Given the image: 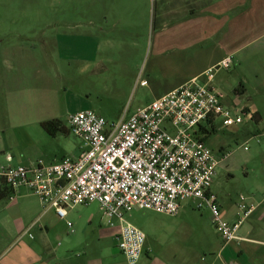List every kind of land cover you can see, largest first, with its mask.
Masks as SVG:
<instances>
[{
  "label": "rangeland",
  "instance_id": "1",
  "mask_svg": "<svg viewBox=\"0 0 264 264\" xmlns=\"http://www.w3.org/2000/svg\"><path fill=\"white\" fill-rule=\"evenodd\" d=\"M96 1L0 0V54L5 48L12 50L8 68L0 66V76L7 80L5 90L0 82V112L4 114L3 129L18 131L16 139L10 136L0 149L2 165L8 163V154L23 164L77 156L84 141L71 131V112L90 108L109 122H117L159 96L166 87L162 82L167 72L185 64L205 69L216 64L221 55L233 60L230 68L215 70L213 80L227 96L226 102L233 107L259 103L262 97L255 88L257 81L243 80L246 68L259 64V43L249 45L256 47L251 53L244 47L259 33L258 28L264 27V0H233L232 9L221 1L220 16H211L210 11L204 16L163 15L167 7L184 0H101V12L91 16H101L103 44L91 54L93 59L85 60L89 55L81 47L78 56L70 50L72 43L82 46L84 41L73 38L82 28L72 26L82 22L87 15L83 10ZM213 1L219 0H204ZM159 51L164 56L161 59L155 58ZM155 61L158 65L153 68ZM244 88L246 92H239ZM54 118L62 121L66 131L52 136L38 119ZM207 144L220 157L228 153L216 168L211 186L228 215L237 214L241 196L248 202H260L263 208L264 125L245 121L219 127ZM77 208L107 223L97 201ZM161 217L166 216L140 207L127 213V219L144 231L148 221ZM244 222L242 230L249 229V236L264 239V220L259 222L253 213ZM93 227L88 231L92 236ZM102 246L104 254L115 255L118 264H130L115 244Z\"/></svg>",
  "mask_w": 264,
  "mask_h": 264
},
{
  "label": "built area",
  "instance_id": "2",
  "mask_svg": "<svg viewBox=\"0 0 264 264\" xmlns=\"http://www.w3.org/2000/svg\"><path fill=\"white\" fill-rule=\"evenodd\" d=\"M232 61L222 58L117 122L90 108L71 112V131L84 141L77 156L1 165L0 176L13 195L26 188L61 217L68 207L97 201L107 223L119 225L118 248L130 264L138 262L146 240L127 219L134 207L176 215L183 202L192 201L198 210L210 209L224 243L240 241V227L257 203L241 196L236 220L224 217L211 186L228 153L220 157L205 139L212 128L253 121L255 111L227 105L213 83L215 70L230 68Z\"/></svg>",
  "mask_w": 264,
  "mask_h": 264
},
{
  "label": "crops",
  "instance_id": "3",
  "mask_svg": "<svg viewBox=\"0 0 264 264\" xmlns=\"http://www.w3.org/2000/svg\"><path fill=\"white\" fill-rule=\"evenodd\" d=\"M221 1L227 9L233 8V0H219L210 3H206L204 0H184L171 8L167 7L163 15L204 16L205 12L210 11L211 16H220ZM100 4L101 0L91 3L83 10V13L87 15L82 22H74L72 27L82 28V32L80 35L74 34L73 38L81 37L82 41L84 40L82 46H75L72 43L70 50L73 51L74 56H78L81 47L83 53L86 52L89 55L85 60L91 59V54L93 52L96 54L101 48L105 26L101 21V16H91L99 15L101 10L98 6ZM262 15V26H264V13ZM258 30L259 33L256 36L248 39L244 49H248L252 43H259V47H257L259 51L256 52L262 57L259 58V64L255 68H246L243 80L251 84L257 81L255 88L262 98L259 103L251 101L249 105H242V107H249L250 110L257 112L258 123L264 125V27L260 26ZM1 42L2 40H0V44ZM90 47L92 49L87 52L86 50H89ZM253 49L256 47L252 46L246 52L251 53ZM11 53L10 48H5L0 54L2 68H8L7 63L10 61L9 54L11 55ZM226 56L228 55H221L216 62ZM163 57L160 51L155 54V58ZM16 58L14 57V59ZM21 61L22 58H20ZM14 62L19 64L15 60ZM156 64L158 65L157 61L153 63V68L156 67ZM26 65L28 64L26 63ZM185 65L165 74V81L162 83L166 87L160 95L201 74L206 69L197 70ZM0 82L3 86L1 89L5 90L4 86L7 80L3 74L0 76ZM144 82L146 83V80H143L142 84H145ZM244 91L246 92L247 88L242 90V92ZM226 98L225 103L230 105L226 102ZM1 113L0 149L6 145L7 138L10 140L11 136L12 139H16L18 133L13 128L3 129L4 114ZM38 120L44 121L43 119ZM6 161L8 162L6 165L23 164L16 163L10 154L6 156ZM34 162L25 163V165ZM1 202H5V204L0 206V264H118L115 255H107L106 251L105 255L104 246L100 247L104 243L110 242L118 248L120 232L118 224H102V221L96 217L77 208L79 205L68 207L67 214L61 217L55 208L43 204L37 195L29 192L26 188L18 189L13 196ZM260 204L257 202V207L253 212L259 222L264 220V207L260 208ZM196 209L192 201H185L176 215L154 211L166 217L152 222L148 221L146 230L142 229L146 240L143 254L136 264H264V239L249 236V229L242 230L245 222L242 223L239 230L242 239L224 243L212 224L210 209L207 207L203 208L206 209L205 211L199 209L202 211L200 213ZM204 212L207 214L205 215ZM222 212L224 217L230 221H235L237 218V214L228 215V212L223 208ZM67 221H71L73 225L69 227ZM92 226H94L93 236L88 234ZM32 230H35L36 233H33ZM262 233H264V228Z\"/></svg>",
  "mask_w": 264,
  "mask_h": 264
},
{
  "label": "trees",
  "instance_id": "4",
  "mask_svg": "<svg viewBox=\"0 0 264 264\" xmlns=\"http://www.w3.org/2000/svg\"><path fill=\"white\" fill-rule=\"evenodd\" d=\"M239 92H242L239 91ZM253 121L258 123V113L254 112ZM42 127L52 136H55L58 132H65L66 128L63 125L62 121L59 119H48L41 122ZM217 129L212 128V130L208 131L205 139H208L213 133H215ZM14 193V189L7 183L3 176H0V202L10 198Z\"/></svg>",
  "mask_w": 264,
  "mask_h": 264
}]
</instances>
